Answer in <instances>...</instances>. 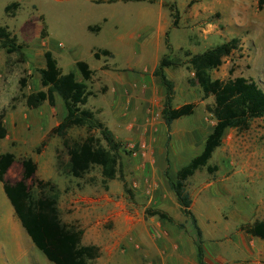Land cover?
<instances>
[{
    "label": "rangeland",
    "instance_id": "obj_1",
    "mask_svg": "<svg viewBox=\"0 0 264 264\" xmlns=\"http://www.w3.org/2000/svg\"><path fill=\"white\" fill-rule=\"evenodd\" d=\"M12 3L19 7L5 14ZM0 26L21 46L12 55L0 47V112L5 111L7 129L0 154L32 159L35 178L58 187L61 221L83 232L82 245L100 249L91 264H198V249L204 264H264V241L239 229L264 220V117L246 131L228 129L207 166L188 179L189 211L199 237L170 188L178 170L201 153L215 125L206 110L213 98L203 99L189 84L193 73L186 54L237 38L239 48L211 78L242 77L264 90V9L259 11L255 0H0ZM96 26L99 32L88 30ZM46 51L62 74L73 72L86 85L92 95L83 109L121 145L114 180L104 181L97 167L81 179L68 175L63 141L50 134L65 115L57 95L54 107L27 108V96L46 91L39 74ZM164 56L180 64L163 70L172 85L170 108L197 105L192 116L169 127L162 116L166 89L153 75ZM79 61L93 71L90 81L78 74ZM91 134L109 148L97 128ZM87 136L86 127L72 128L66 140L80 143ZM22 172L16 162L6 180L15 183ZM28 186L36 197L33 183ZM147 210L164 212L172 222L148 217ZM0 264H51L32 245L1 183Z\"/></svg>",
    "mask_w": 264,
    "mask_h": 264
},
{
    "label": "trees",
    "instance_id": "obj_2",
    "mask_svg": "<svg viewBox=\"0 0 264 264\" xmlns=\"http://www.w3.org/2000/svg\"><path fill=\"white\" fill-rule=\"evenodd\" d=\"M141 2L144 0H126V2ZM259 11L264 9V0H255ZM19 4L12 3L5 7V14L17 10ZM173 25H177V12L174 13ZM46 29L43 28L41 34ZM89 31L99 32V27H89ZM169 49L168 41H165ZM240 40L231 39L201 54H186L187 67L193 73V80L189 82L192 87H197L203 99L213 98V106L207 107L215 119L212 132L206 137L203 149L187 165L178 170L175 181L170 182V188L174 193L184 215L192 219L193 226L200 236L196 222L189 209L191 199L186 192V183L197 171L207 166L213 153L222 145V139L228 129L246 131L255 119L264 117V90L254 81L242 77L226 81L213 80L210 73L218 70L224 59L228 58L239 48ZM0 47L7 55L19 53L21 46L16 44V38L12 36L7 27L0 26ZM105 56L112 57L108 51ZM44 68L39 71L41 82L46 91L31 94L25 98L27 108L36 109L43 103L50 107L56 104V95L61 99L65 115L62 121L50 131L62 139V145L67 151V173L75 179L83 178L92 168H100L104 181L114 180L120 166V144L114 139L112 133L102 123L97 122L94 113L83 109L88 98L92 95L83 82L76 79L75 73L62 74L56 60L50 51L44 53ZM95 60H100V55L94 53ZM180 64L169 61L165 56L160 60L153 75L161 80L166 89V103L162 116L167 127L173 122L190 117L197 107L195 103L184 104L176 109L169 106L172 96V85L163 72L167 68H177ZM75 68L84 82L90 81L93 71L84 62H76ZM21 87L25 86V80L20 81ZM5 111L0 112V140L7 136L4 123ZM88 129V136L80 143L69 144L66 140L67 133L72 128ZM98 129L102 139L107 143L104 148L91 131ZM19 162L23 172L21 179L15 183H9L6 175L11 167ZM209 171H211L208 168ZM37 165L30 158L17 160L11 153L0 154V183L3 192L9 201L16 219L29 237L32 245L51 264H91L100 255V249L94 245L81 244L83 232L64 224L59 216L58 203L61 192L51 181H42L35 178ZM28 182H32L36 191V197L31 193ZM148 217H158L161 221L172 222L170 217L161 211L147 210ZM240 231L246 235L264 241V220H257L251 224L240 226ZM198 264H204L202 253L198 249Z\"/></svg>",
    "mask_w": 264,
    "mask_h": 264
},
{
    "label": "crops",
    "instance_id": "obj_3",
    "mask_svg": "<svg viewBox=\"0 0 264 264\" xmlns=\"http://www.w3.org/2000/svg\"><path fill=\"white\" fill-rule=\"evenodd\" d=\"M4 120H5V119H4ZM4 123H5V122H4ZM11 168H12V167H11ZM7 175H8V173H7ZM7 175H6V176H7Z\"/></svg>",
    "mask_w": 264,
    "mask_h": 264
}]
</instances>
